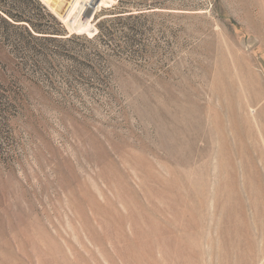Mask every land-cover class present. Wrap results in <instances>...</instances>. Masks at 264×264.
<instances>
[{
  "label": "rangeland",
  "instance_id": "obj_1",
  "mask_svg": "<svg viewBox=\"0 0 264 264\" xmlns=\"http://www.w3.org/2000/svg\"><path fill=\"white\" fill-rule=\"evenodd\" d=\"M39 1L56 41L0 38V264H264V0Z\"/></svg>",
  "mask_w": 264,
  "mask_h": 264
},
{
  "label": "trees",
  "instance_id": "obj_2",
  "mask_svg": "<svg viewBox=\"0 0 264 264\" xmlns=\"http://www.w3.org/2000/svg\"><path fill=\"white\" fill-rule=\"evenodd\" d=\"M47 20L61 26L55 16L39 0H0L1 39L5 38L9 31H13L24 33L34 42L56 41L51 36L59 34H55L46 27ZM62 33H65L64 29Z\"/></svg>",
  "mask_w": 264,
  "mask_h": 264
},
{
  "label": "water",
  "instance_id": "obj_3",
  "mask_svg": "<svg viewBox=\"0 0 264 264\" xmlns=\"http://www.w3.org/2000/svg\"><path fill=\"white\" fill-rule=\"evenodd\" d=\"M98 4V0H94L92 5L90 6V9L87 13H85V18L86 19H89V17L91 16V12H92V9H94L96 7V5Z\"/></svg>",
  "mask_w": 264,
  "mask_h": 264
},
{
  "label": "bare ground",
  "instance_id": "obj_4",
  "mask_svg": "<svg viewBox=\"0 0 264 264\" xmlns=\"http://www.w3.org/2000/svg\"><path fill=\"white\" fill-rule=\"evenodd\" d=\"M93 1H94V0H93ZM93 1H92V3H93ZM92 3H91V5H92ZM91 5H90V6H91ZM96 6H97V5H96ZM89 9H90V8H89ZM225 220H226V219H225ZM226 221H227V220H226ZM231 221H232V220H231ZM227 232H228V231H227Z\"/></svg>",
  "mask_w": 264,
  "mask_h": 264
}]
</instances>
